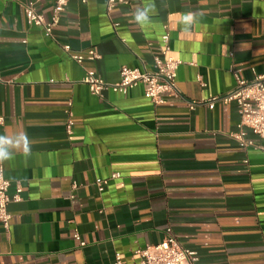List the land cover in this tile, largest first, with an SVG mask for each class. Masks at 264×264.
I'll return each mask as SVG.
<instances>
[{
  "label": "crops",
  "instance_id": "1",
  "mask_svg": "<svg viewBox=\"0 0 264 264\" xmlns=\"http://www.w3.org/2000/svg\"><path fill=\"white\" fill-rule=\"evenodd\" d=\"M28 1L0 0V135L31 141L29 157L3 165L9 193L22 190L9 228L0 223V264L136 261L168 227L201 264H264V151L232 135L234 103L188 106L232 90L231 69L246 80L264 73V0H67L50 37L27 21ZM151 3V22L135 24V9ZM37 9L49 18L52 2ZM187 12L198 22L184 31ZM164 32L179 96L154 104L141 86L94 95L81 81L149 69ZM64 45L97 57L77 63Z\"/></svg>",
  "mask_w": 264,
  "mask_h": 264
},
{
  "label": "built area",
  "instance_id": "2",
  "mask_svg": "<svg viewBox=\"0 0 264 264\" xmlns=\"http://www.w3.org/2000/svg\"><path fill=\"white\" fill-rule=\"evenodd\" d=\"M47 0H29L24 6V14L31 25L40 26L45 36L52 35L53 27L57 24L60 13L65 9L67 0H49L52 2L51 15L45 18L38 11L37 4ZM115 2L122 0H108V8ZM170 38L167 32L160 37V46L158 52L152 57V64L149 69L143 67L122 66L119 69V81L116 84L106 83L99 75L93 71H86L81 81L87 85L89 91L94 95H101L104 91L125 94L129 89L141 86L144 96L154 104L163 102L162 96L170 94L179 96L176 85V72L180 64L170 56ZM63 49L69 53L70 57L77 63L83 58H96L94 50L90 49L86 56L69 52V46L64 45ZM235 85L232 90L225 94L214 95L203 100H192L188 102L190 109L198 105H205L212 108L216 103L228 104L234 103L239 115V121L236 125V131L232 133L234 138L242 147H253L264 151V144L254 142L246 138V132L249 131L264 141V73H254L252 79L246 80L239 77V70H230ZM200 86H205L201 77L197 76ZM3 119L0 117V124ZM70 123L66 126L69 130ZM112 178L118 177L117 173L111 175ZM107 179L97 182L98 189L101 191L107 184ZM9 181L4 175V168L0 166V223L4 229L9 228L11 214L8 211L10 202H17L21 199V186L16 185L12 194L9 193ZM74 238L80 241L78 232H74ZM139 255L138 260L130 262L125 261L119 253L114 254L112 264H201L195 251L182 247L174 236L170 227L166 228L163 239L156 244L147 245L142 249L135 251Z\"/></svg>",
  "mask_w": 264,
  "mask_h": 264
},
{
  "label": "clouds",
  "instance_id": "3",
  "mask_svg": "<svg viewBox=\"0 0 264 264\" xmlns=\"http://www.w3.org/2000/svg\"><path fill=\"white\" fill-rule=\"evenodd\" d=\"M157 14L155 3L143 7H137L132 15L133 22L143 26L151 22L153 15ZM198 22L196 13L187 12L181 15L178 24L182 30L188 31ZM22 154L25 158L31 155V141L25 131L13 133L11 135H0V166L14 159L16 154Z\"/></svg>",
  "mask_w": 264,
  "mask_h": 264
}]
</instances>
